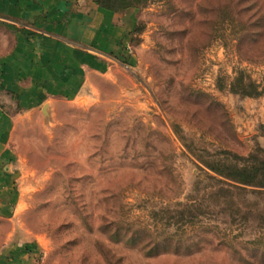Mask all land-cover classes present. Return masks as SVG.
Here are the masks:
<instances>
[{
    "label": "rangeland",
    "instance_id": "obj_1",
    "mask_svg": "<svg viewBox=\"0 0 264 264\" xmlns=\"http://www.w3.org/2000/svg\"><path fill=\"white\" fill-rule=\"evenodd\" d=\"M104 1L130 12L119 52L69 99L1 103L34 264H264V192L221 211L204 165L264 158V0Z\"/></svg>",
    "mask_w": 264,
    "mask_h": 264
},
{
    "label": "crops",
    "instance_id": "obj_2",
    "mask_svg": "<svg viewBox=\"0 0 264 264\" xmlns=\"http://www.w3.org/2000/svg\"><path fill=\"white\" fill-rule=\"evenodd\" d=\"M129 11L92 0H0V264H34L35 247L17 228L10 195L12 130L21 116L77 92L91 63L119 52ZM28 241V242H27Z\"/></svg>",
    "mask_w": 264,
    "mask_h": 264
},
{
    "label": "trees",
    "instance_id": "obj_3",
    "mask_svg": "<svg viewBox=\"0 0 264 264\" xmlns=\"http://www.w3.org/2000/svg\"><path fill=\"white\" fill-rule=\"evenodd\" d=\"M100 8L107 11L115 12L104 0H92ZM253 160V161H252ZM204 165L220 178L211 176L210 178L217 183V192H220L221 211H226L231 203V198L234 194L245 193H262L264 192V158L260 160L256 157L251 158L249 164L235 165L227 163H214ZM217 192L208 194H217ZM237 210H239L237 206ZM236 210V211H237ZM190 221V220H185ZM224 223H227L224 221ZM172 238H166L165 241H171ZM177 247V244L174 243ZM176 249V248H175Z\"/></svg>",
    "mask_w": 264,
    "mask_h": 264
},
{
    "label": "water",
    "instance_id": "obj_4",
    "mask_svg": "<svg viewBox=\"0 0 264 264\" xmlns=\"http://www.w3.org/2000/svg\"><path fill=\"white\" fill-rule=\"evenodd\" d=\"M44 107H45V105L42 106V110H43Z\"/></svg>",
    "mask_w": 264,
    "mask_h": 264
}]
</instances>
